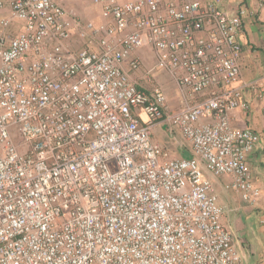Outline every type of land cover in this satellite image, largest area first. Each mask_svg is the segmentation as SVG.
I'll return each instance as SVG.
<instances>
[{"label":"built area","instance_id":"1","mask_svg":"<svg viewBox=\"0 0 264 264\" xmlns=\"http://www.w3.org/2000/svg\"><path fill=\"white\" fill-rule=\"evenodd\" d=\"M104 22L54 0H0V264H243L206 174L258 202L248 156L260 135L241 59L247 9L223 0H93ZM74 37L78 48L68 45ZM155 60L144 69L137 54ZM165 72L181 106L166 112ZM136 77V79L133 78ZM166 122L192 145L171 159Z\"/></svg>","mask_w":264,"mask_h":264},{"label":"crops","instance_id":"2","mask_svg":"<svg viewBox=\"0 0 264 264\" xmlns=\"http://www.w3.org/2000/svg\"><path fill=\"white\" fill-rule=\"evenodd\" d=\"M55 1L62 5L72 18L82 22L98 18L97 21L91 22L94 24L104 22L101 9L95 4L96 8L80 11L77 5H82L81 0H71L68 3L64 0ZM127 1L136 0H120L122 3ZM240 5L246 7L247 14L240 35L243 54L242 79L239 85L242 87L251 85L242 88L243 98L249 102L250 108L247 111L235 110L230 114V119L233 127L249 128L260 135L261 143L254 153L249 154L248 159L253 184L260 189L261 196L255 204H247L239 193L226 188L231 182L230 177H215L209 173L206 177L211 181L218 195L219 204L224 209L223 223L233 235L234 245L241 255L243 264H264V0H223V7L229 13L236 12ZM72 9L80 12L76 10L74 12ZM7 16L9 8L0 9V18ZM20 29L21 24L16 22L6 30L0 27V34L12 35ZM77 43L78 39L74 37L68 45L74 44V47L78 48ZM137 55L141 57L144 67L153 64V55L148 50L140 51ZM156 80L162 83L159 85L167 92L166 94H169L166 112L177 111L181 106V97L176 85L165 72H156L151 81L146 80V83H143L147 86L149 82ZM169 82L173 85V91L169 86H166L167 89L164 87V84L168 85ZM146 92L150 91L146 89ZM152 133L153 141L169 152L171 159H189L193 156L191 143L185 139L181 131L177 129L171 131L166 122L157 123Z\"/></svg>","mask_w":264,"mask_h":264},{"label":"rangeland","instance_id":"3","mask_svg":"<svg viewBox=\"0 0 264 264\" xmlns=\"http://www.w3.org/2000/svg\"><path fill=\"white\" fill-rule=\"evenodd\" d=\"M66 3H68V2H70L71 0H64ZM81 2H82V5H77V8L80 10V11H82V10H88L89 8H96V6L94 5V3H93V1L92 0H81ZM79 4V3H78ZM73 10V9H72ZM75 10L76 11H78L77 9H74L73 11L75 12ZM80 11H78V12H80ZM99 14H100V12H99ZM97 19L98 18H94V19H92V20H96L97 21ZM91 19H90V21H92ZM84 22H87V21H84ZM146 51V50H145ZM154 65H155V60L153 59V64H149V65H146L145 67H144V69L143 70H147V69H150L151 67L153 68L154 67ZM147 67V68H146ZM133 78L134 79H136V77L135 76H133ZM140 82V84H142V85H144L145 86V83H143L141 80L139 81ZM159 82V83H158ZM149 85H147V86H145V88L146 89H148V90H151L152 88H153V86H155V85H161L162 83H160V81H153L152 83L151 82H149L148 83ZM166 86H169V88L173 91L174 89H173V85L169 82V84L167 85L166 83L164 84V87H166ZM166 89H167V87H166ZM165 93H167V92H165ZM167 95V99L169 98V94H166ZM168 102H169V99H168ZM231 181H232V178H231Z\"/></svg>","mask_w":264,"mask_h":264},{"label":"clouds","instance_id":"4","mask_svg":"<svg viewBox=\"0 0 264 264\" xmlns=\"http://www.w3.org/2000/svg\"><path fill=\"white\" fill-rule=\"evenodd\" d=\"M55 1V0H54ZM56 2V1H55ZM57 3V2H56ZM58 4V3H57ZM60 5V4H59ZM62 6V5H61ZM63 7V6H62ZM64 8V7H63ZM100 8V7H99ZM239 8V7H238ZM65 9V8H64ZM66 10V9H65ZM67 11V10H66ZM68 12V11H67ZM69 13V12H68ZM69 15H70V13H69ZM71 16V15H70ZM75 19V18H74ZM89 22H91V21H89ZM146 89V88H145Z\"/></svg>","mask_w":264,"mask_h":264},{"label":"bare ground","instance_id":"5","mask_svg":"<svg viewBox=\"0 0 264 264\" xmlns=\"http://www.w3.org/2000/svg\"><path fill=\"white\" fill-rule=\"evenodd\" d=\"M128 2V1H127Z\"/></svg>","mask_w":264,"mask_h":264}]
</instances>
